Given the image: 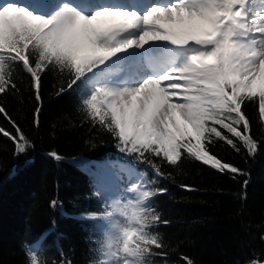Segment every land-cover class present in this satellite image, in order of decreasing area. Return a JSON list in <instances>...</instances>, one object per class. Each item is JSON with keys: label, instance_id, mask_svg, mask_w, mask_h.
<instances>
[{"label": "snow or ice", "instance_id": "snow-or-ice-1", "mask_svg": "<svg viewBox=\"0 0 264 264\" xmlns=\"http://www.w3.org/2000/svg\"><path fill=\"white\" fill-rule=\"evenodd\" d=\"M17 66L31 78L35 126L43 109V75L66 73L55 95L77 92L89 122L111 133L121 153L152 170L149 179L119 161L83 163L98 194L121 173L129 177L103 214L81 217L95 221L100 236L91 264H154L155 257L167 264L157 229L171 222L152 203L167 192L152 187L166 176L152 157L170 166L194 159L235 179L247 174L210 146L221 140L254 156L264 143L243 110L246 102L256 104L264 127V0H0V95L19 92ZM0 116L12 128L0 127V135L13 143L17 157L27 154L31 142L2 103ZM48 155L63 159L55 151ZM248 183L243 181V199ZM36 247L43 251L42 245L29 246L25 264H72L61 249L59 260L46 261ZM180 258L195 264L187 255ZM246 264H264V258L254 254Z\"/></svg>", "mask_w": 264, "mask_h": 264}, {"label": "trees", "instance_id": "trees-1", "mask_svg": "<svg viewBox=\"0 0 264 264\" xmlns=\"http://www.w3.org/2000/svg\"><path fill=\"white\" fill-rule=\"evenodd\" d=\"M65 77L66 73L54 69L43 75L38 127L33 124L36 101L31 78L19 66L14 74L19 92L0 95V103L31 142L27 154L17 157L13 143L0 135V264H25L27 248L37 245H42V252L40 247L36 250L46 261L59 260L61 249L72 264H91L94 241L100 236L93 231L96 222L81 217L103 214L111 193H97L84 162L119 161L149 179L153 176L146 163H137L135 155L118 150L111 133L89 122L77 92L55 95L66 83ZM243 110L251 120L254 137L264 142L256 104L246 102ZM0 127L12 131L3 116ZM210 150L247 175L233 179L194 159L170 166L152 157L166 176L152 187L167 192L155 196L152 203L171 222L157 229L168 253L167 264H184L182 254L195 264H246L254 254L264 258L260 238L264 236V143L254 156L243 148L237 153L221 140ZM52 151L63 159L51 158ZM245 179L249 183L243 199ZM53 200L60 207L54 208ZM153 259L154 264H164L160 257Z\"/></svg>", "mask_w": 264, "mask_h": 264}, {"label": "rangeland", "instance_id": "rangeland-1", "mask_svg": "<svg viewBox=\"0 0 264 264\" xmlns=\"http://www.w3.org/2000/svg\"><path fill=\"white\" fill-rule=\"evenodd\" d=\"M21 2H23V0H21ZM88 2L92 3V4H94V3H131L130 0H120V1H116V0H88ZM150 2H151V0L149 2L138 3V4L144 5V4H147ZM157 43H160V42H157ZM127 167H131V166H127ZM117 182L118 181H114L113 186L108 189V191L111 193V197L119 195L117 192V189H116Z\"/></svg>", "mask_w": 264, "mask_h": 264}, {"label": "bare ground", "instance_id": "bare-ground-1", "mask_svg": "<svg viewBox=\"0 0 264 264\" xmlns=\"http://www.w3.org/2000/svg\"><path fill=\"white\" fill-rule=\"evenodd\" d=\"M116 1H120V0H116ZM132 2V0H130ZM150 0H135L136 3H144V2H149ZM23 2H25V0H23ZM129 177L127 175V173H121L120 176V180L117 182L118 188L119 189H123L124 187L127 186V181H128ZM117 185H116V189H117ZM118 194L119 191L117 190Z\"/></svg>", "mask_w": 264, "mask_h": 264}]
</instances>
